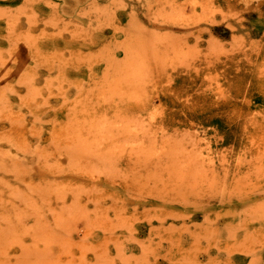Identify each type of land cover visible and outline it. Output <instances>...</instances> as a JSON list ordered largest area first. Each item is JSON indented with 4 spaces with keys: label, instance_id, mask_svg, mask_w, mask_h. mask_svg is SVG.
I'll return each mask as SVG.
<instances>
[{
    "label": "rangeland",
    "instance_id": "obj_1",
    "mask_svg": "<svg viewBox=\"0 0 264 264\" xmlns=\"http://www.w3.org/2000/svg\"><path fill=\"white\" fill-rule=\"evenodd\" d=\"M20 1L0 0V264H264V0Z\"/></svg>",
    "mask_w": 264,
    "mask_h": 264
},
{
    "label": "crops",
    "instance_id": "obj_2",
    "mask_svg": "<svg viewBox=\"0 0 264 264\" xmlns=\"http://www.w3.org/2000/svg\"><path fill=\"white\" fill-rule=\"evenodd\" d=\"M24 1L26 0H21L18 5L14 6V8L20 7V4H23ZM32 1H36L35 5H32L33 6L32 12L38 15L40 9H45V8L49 9V7L51 6L52 7L57 6L56 9H57V13L59 14L61 13L63 14L64 13L63 10H69L73 12L75 9L78 10L79 8L85 6L87 2L89 3L90 1L92 2L94 0H32ZM0 28H1L0 30H2L3 27L0 26Z\"/></svg>",
    "mask_w": 264,
    "mask_h": 264
},
{
    "label": "bare ground",
    "instance_id": "obj_3",
    "mask_svg": "<svg viewBox=\"0 0 264 264\" xmlns=\"http://www.w3.org/2000/svg\"><path fill=\"white\" fill-rule=\"evenodd\" d=\"M174 1H175V0H174ZM171 2H173V0H172ZM170 5H171V4H170ZM172 5H173V4H172ZM174 5H175V4H174ZM178 5H179V7H180V3H179ZM181 5H182V4H181ZM184 6H185V5H184ZM174 8H175V7H174ZM185 8H186V7H185ZM185 8H184V9H185ZM188 9H189V8H188ZM173 10H174V9H172V11H173ZM179 10H181V8H180ZM57 20H58V19H57ZM57 20H56V21H57ZM58 22H59V21H58ZM58 22H57V23H58ZM55 23H56V22H55ZM63 23H65V22H63ZM66 23H67V22H66ZM66 23H65V25H66ZM76 24H77V23H76ZM63 25H64V24H63ZM44 26H45V25H44ZM44 26H43V27H44ZM46 26H47V25H46ZM46 26H45V27H46ZM65 27H66V26H65ZM62 28H63V26H62ZM45 30H46V29H45ZM60 30H61V29H60ZM66 31H67V30H66ZM81 31H82V30H81ZM81 31L78 30V32H81ZM71 32H72V31H71ZM73 33H74V32H73ZM76 33H77V32H75V34H76ZM44 35H45V34H44ZM171 35H172V34H171ZM68 36H69V35H68ZM82 36H83V35H82ZM73 37H74V36H73ZM65 38H67V37H65ZM175 38H176V37H174L173 39H175ZM179 38H180V37H179ZM43 39H44V38H43ZM63 39H64V37H63ZM73 39H74V38H73ZM75 39H76V38H75ZM75 39H74V40H75ZM78 39H79V38H78ZM80 39H82V38H80ZM87 39H88V38H87ZM92 39H93V38H92ZM60 40H61V39H60ZM64 40H65V39H64ZM68 40H69V39H68ZM74 40H73V41H74ZM82 40H83V39H82ZM88 41H89V40H88ZM63 42H64V41H63ZM84 42H85V41H84ZM84 42H83V43H84ZM101 42H102V41H101ZM181 42H182V40H181ZM87 43H88V42H87ZM65 44H66V43H65ZM81 44H82V43H81ZM89 44H90V43H89ZM99 44H100V43H99ZM106 44H107V43H106ZM106 44H105V47H104V48H107V47H106ZM172 44H175V43H172ZM76 45H77V44H76ZM177 45H178V44H177ZM177 45H176V46H177ZM65 46H67V45H65ZM65 46H64V47H65ZM107 46H108V45H107ZM178 46H179V45H178ZM173 47H174V45H173ZM180 47H181V46H180ZM180 47H179V48H180ZM54 48H55V47H54ZM66 48H67V47H66ZM80 48H81V47H80ZM86 48H87V47H86ZM169 48H170V46H169ZM177 48H178V47H177ZM177 48H176V49H177ZM60 49H61V48H60ZM100 49H101V48H100ZM170 49H171V51H168V52H170V53L173 52V51H172V46H171ZM182 49H183V48H182ZM52 50H53V49H52ZM70 50H71V49H70ZM70 50H69V51H70ZM177 50H178V49H177ZM56 51H57V48H56ZM78 51H79V50H78ZM83 51H84V50H83ZM99 51H101V50H99ZM99 51H98V52H99ZM180 51H181V49H180ZM62 52H63V51H62ZM62 52H61V53H62ZM66 52H67V51H66ZM70 52H71V51H70ZM70 52H69V53H70ZM73 52H74V51H73ZM88 52H89V51H88ZM61 53H60V54H61ZM69 53H68V54H69ZM71 53H72V52H71ZM75 53L77 54L76 51H75ZM78 53H79V52H78ZM170 53H169V54H170ZM174 53H175V52H174ZM174 53H173V54H174ZM54 54H55V52H54ZM56 54H58V53H56ZM56 54H55V56H56ZM60 54H59V55H60ZM72 54H73V53H72ZM89 54H91V53H89ZM92 54H94V53H92ZM98 54H99V53H98ZM98 54H96L95 56H97ZM177 54H178V52H177ZM61 55H62V54H61ZM171 55H172V54H171ZM179 55H180V54H179ZM55 56H54V58H55ZM57 56H58V55H57ZM69 56H71V55H69ZM73 56L75 57L76 55L74 54ZM167 56L169 57L168 54H167ZM172 56H173V55H172ZM187 56H188V54H187ZM58 57H59V56H58ZM90 57H91V56H90ZM90 57H89V58H90ZM125 57H126V56H125ZM177 57H178V56H176V59H177ZM180 57H181V56H180ZM188 57H189V56H188ZM77 58H79V57L77 56ZM77 58H76V59H77ZM80 58H81V57H80ZM96 58H97V57H96ZM55 59H56V58H55ZM57 59H59V58H57ZM73 59H74V58H73ZM90 59H91V58H90ZM100 59H101V58H100ZM182 59H183V58H182ZM50 60H51V59H50ZM64 60H66V59H64ZM64 60H62V61H64ZM128 60H129V59H128ZM178 60H179V59H178ZM178 60H177V61H178ZM187 60H188V59H187ZM187 60L185 61V59H184L185 62H187ZM190 60H191V57H190ZM73 61H74V60H73ZM101 61H102V60H101ZM108 61H109V60H108ZM113 61H114V60H113ZM124 61H125V60H124ZM173 61H175V60H173ZM180 61H181V60H180ZM180 61H178V62H180ZM60 62H61V60H60ZM67 62H68V60H67ZM94 62H96V61L94 60ZM94 62H92V64H93ZM110 62H111V60H110ZM122 62H123V61H122ZM175 62H176V61H175ZM175 62H174V63H175ZM56 63H57V61H56ZM61 63H63V62H61ZM69 63H70V62H69ZM72 63H73V62H72ZM75 63H77V62H75ZM81 63H82V64H85V63H87V62L83 63V61H82ZM120 63H121V62H120ZM120 63L118 62V63H116V64L119 65ZM128 63H129V62H128ZM176 63H177V62H176ZM187 63H188V62H187ZM187 63H186V64H187ZM189 63H191V61H190ZM189 63H188V64H189ZM108 64L110 65V63H108ZM112 64H113V63H112ZM184 64H185V63H184ZM184 64H183V65H184ZM188 64H187V65H188ZM64 65H66V64H64ZM67 65H68V63H67ZM131 65H132V64H131ZM171 65H173L172 62H171ZM171 65H170V66H171ZM183 65H182V66H183ZM190 65H191V64H190ZM70 66H71V64H70ZM83 66H84V65H83ZM105 66H106V65H105ZM129 66H130V65H129ZM140 66H141V65H140ZM170 66H169V67H170ZM173 66H174V65H173ZM178 66H179V65H178ZM184 66H185V65H184ZM192 66H193V64H192ZM192 66H189V68H190V67L192 68ZM50 67H51V66H50ZM62 67H63V66H62ZM108 67H109V69H112L110 66H108ZM112 67L114 68V71H115V67H114V66H112ZM132 67H133V66H132ZM132 67H130V68H132ZM134 67H135V66H134ZM175 67H176V65H175ZM51 68H52V67H51ZM54 68H55V67H54ZM54 68H53V70H54ZM116 68H117V67H116ZM157 68H158V67H157ZM187 68H188V67H187ZM103 69H105V67H104ZM106 69H107V67H106ZM109 69H108V71H109ZM120 69L122 70V68H120ZM125 69H126V68H125ZM139 69H141V68L139 67ZM185 69H186V68H185ZM53 70H52V71H53ZM127 70H128V68H127ZM133 70H134V69H133ZM155 70H156V69H155ZM158 70H159V68H158ZM187 70H188V69H187ZM59 71H60V70H59ZM59 71H58V72H59ZM90 71H91V70H90ZM156 71H157V70H156ZM160 71H161V70H160ZM61 72H63V74H65L66 71H61ZM61 72H60V73H61ZM106 72H107V71H106ZM106 72H104V74H105ZM112 72H113V71H112ZM186 72H188V71H186ZM52 73H53V72H52ZM60 73H59V74H60ZM81 73H82V72H81ZM88 73H89V72H88ZM127 73H130V71L127 72ZM56 74H57V73H56ZM56 74H55V75H56ZM71 74H72V73H71ZM55 75H54V76H55ZM68 75H70V74H68ZM72 75H73V74H72ZM81 75H82V74H81ZM60 76H61V75H60ZM63 76H64V75H63ZM90 76H91V74H90ZM162 76H163V75H162ZM64 77H65V76H64ZM72 77H73V76H72ZM155 77H156V75H155ZM159 77H161V76H159ZM101 78H102V77H101ZM157 78H158V77H157ZM88 79H89V76H88ZM103 80L106 81L107 79H103ZM156 80H157V79H156ZM77 81H78V80H77ZM77 81H76V82H77ZM79 81H80V80H79ZM88 82H89V80H88ZM92 83H93V81H92ZM95 83H96V82H95ZM95 83H94V84H95ZM104 83H105V82H104ZM112 83H113V82H112ZM88 84H89V83H88ZM88 84H87V86L90 85V84H89V85H88ZM102 84H103V83H102ZM80 85H81V84H80ZM69 86H70V85H69ZM85 86H86V85H85ZM93 86H94V85H92V87H93ZM101 86H102V85H101ZM78 87H79V86H78ZM80 87H82V86H80ZM83 88H85V87H83ZM89 88H90V87H89ZM89 88H88V90H87V89H86V90L89 91ZM93 88H94V87H93ZM62 89H63V88H62ZM65 89H66V88H65ZM76 89H77V88H76ZM78 90H79V89H78ZM99 90H100V89H99ZM84 91H85V90H84ZM87 91H86V92H87ZM90 91H91V89H90ZM90 91H89V92H90ZM97 91H98V90H97ZM138 92H139V91H138ZM138 92H137V93H138ZM141 92H142V91H141ZM78 93H80V92H78ZM93 93H94V92H93ZM96 93H97V92H96ZM139 93H140V92H139ZM63 95H64V94H63ZM94 95H95V94H94ZM137 95H138V94H137ZM139 95H140V94H139ZM87 96H88V95H87ZM89 96H90V95H89ZM91 97H92V96H91ZM85 98H87V97H85ZM88 98H89V97H88ZM82 99H83V98H82ZM83 102H85V101H83ZM85 103H86V102H85ZM88 105H89V104H88ZM84 108H85V107H84ZM84 108H83V109H84ZM85 109H86V108H85ZM93 116H94V115H93ZM95 116H96V115H95ZM95 116H94V117H95ZM89 118H90V117H89ZM92 118H93V117H92ZM95 119H96V118H94V120H95ZM94 120H93V121H94ZM86 121H87V120H86ZM88 121H89V122H88V125H89L90 121H92V120H89V119H88ZM93 121H92V122H93ZM81 122H82V121H81ZM90 124H91V123H90Z\"/></svg>",
    "mask_w": 264,
    "mask_h": 264
}]
</instances>
